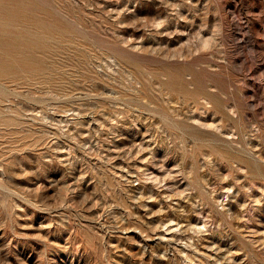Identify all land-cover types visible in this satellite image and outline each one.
<instances>
[{
	"label": "rangeland",
	"instance_id": "1",
	"mask_svg": "<svg viewBox=\"0 0 264 264\" xmlns=\"http://www.w3.org/2000/svg\"><path fill=\"white\" fill-rule=\"evenodd\" d=\"M0 264H264V0H0Z\"/></svg>",
	"mask_w": 264,
	"mask_h": 264
}]
</instances>
